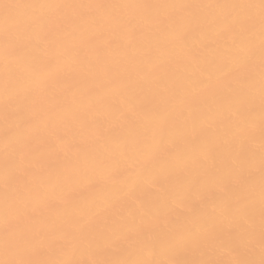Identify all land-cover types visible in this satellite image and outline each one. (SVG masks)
I'll list each match as a JSON object with an SVG mask.
<instances>
[{
  "label": "bare ground",
  "instance_id": "bare-ground-1",
  "mask_svg": "<svg viewBox=\"0 0 264 264\" xmlns=\"http://www.w3.org/2000/svg\"><path fill=\"white\" fill-rule=\"evenodd\" d=\"M21 3L68 4H205L245 3L248 0H16ZM164 10L116 9L110 20L96 18L82 23L70 38L73 48L81 44L85 54L72 49L65 52L67 41L55 27L41 31L47 42L33 55L39 57L35 65L24 58H13L10 67L15 76L10 81L14 90V109L10 119L23 118L30 140L25 167L49 178L54 187L47 193V203L41 205L35 191L29 192L32 177L19 175L9 184L28 193L36 206L34 215L16 221L18 231L28 236L29 242L39 244L40 233L55 226L50 233L56 243L42 245V258H56L63 240V229L71 216L88 208L111 202L117 191L112 185L117 177L109 176L107 169L115 157L124 151L128 163L121 164V175L137 179L138 189L133 200L122 201L98 215L90 231L111 233L118 230L124 220L116 209L123 208L127 215L136 204L151 203L159 195L153 180L161 175V167L146 169L143 160H136L137 141L145 134L158 141L163 135L166 142H175L180 159L187 162L185 183L201 178L211 182L213 174L229 155L241 145L233 143L232 132L238 120L230 117V106L237 99L235 90L240 79L249 75L247 65H235L226 73L225 63L235 61L231 46L234 33L224 27V12L217 10L212 20L202 13L199 23L190 20L171 28L154 26L151 16ZM71 15V11H69ZM168 14L177 15L173 10ZM131 20V24L128 21ZM258 28V25H257ZM88 38L79 40V32ZM257 56L251 69L255 73L258 89L259 41ZM61 53H64L61 55ZM5 61L0 58V218L4 214L6 186L4 176L5 118L4 72ZM255 115L259 118L257 94ZM196 140L215 149L207 160L199 158ZM259 128L255 136L242 147L248 154L259 158ZM135 160L134 165L132 161ZM259 183V172L255 173ZM173 193L179 188L172 187ZM195 207V205H193ZM189 213L178 214L165 220L161 228L171 225L180 228ZM3 235L0 226V236ZM228 235L227 232L221 234ZM123 248L116 246L106 253L90 257L81 251L80 258H124ZM179 259L235 260L206 243L183 251ZM258 258V247H257Z\"/></svg>",
  "mask_w": 264,
  "mask_h": 264
},
{
  "label": "snow or ice",
  "instance_id": "snow-or-ice-1",
  "mask_svg": "<svg viewBox=\"0 0 264 264\" xmlns=\"http://www.w3.org/2000/svg\"><path fill=\"white\" fill-rule=\"evenodd\" d=\"M116 9L164 10L151 16L156 27L171 28L190 20L198 24L201 14L215 20L217 10L224 12L226 31L233 32L231 46L235 50V61L225 63L226 73H232L235 65L249 66V75L240 79L235 90L237 99L230 106V117L238 120L232 132L233 143L241 145L232 152L213 174L211 182L197 178L185 183L188 164L180 159L175 142H166L162 135L158 141L145 134L136 143L135 158L143 160L146 169L160 166L161 175L153 180L159 195L151 203L136 204L127 215L123 208L116 209L124 224L111 233H93L90 226L101 212L122 201L133 200L138 189V173L121 175V164L128 158L121 151L113 164L106 170L117 179L112 185L117 189L111 202L93 206L87 211L69 217L63 229L64 243L55 249L56 258H42L44 244L55 245L50 233L55 226L40 233L39 244L29 242L28 236L16 228V221L35 214L36 206L28 193L13 188L9 196V184L13 177L31 176L29 192L35 191L39 203L46 204L47 193L54 187L49 178L37 174L32 167H25L30 140L23 125V118L10 119L14 109V90L10 81L15 76L10 67L13 58H24L35 65L39 57L33 51L41 48L48 40L41 30L55 27L67 41L65 52L72 49L76 54H85L87 48L81 44L73 48L68 38L80 28L74 20L84 23L96 18L110 20ZM173 10L177 15L168 14ZM71 11V15L69 14ZM131 24V20L128 21ZM258 25V28H257ZM79 40L88 38L86 31L79 32ZM259 41L258 89L255 73L251 69L257 56L256 40ZM64 53H61L63 55ZM0 58L5 61L4 72V118L5 153L4 176L6 186L4 214L0 218L3 235L0 236V264H264V0H248L245 3L205 4H68V3H21L16 0H0ZM259 99V118L255 115L256 99ZM259 128V158L248 154L243 145L251 140ZM197 146L199 158L207 160L214 156L215 149L209 144ZM135 160L132 161L134 165ZM259 172V183L255 173ZM179 188L178 193L171 191ZM195 205V207H193ZM189 213L180 228L171 225L161 228L162 221H171L178 214ZM227 232L228 235L221 234ZM210 243L229 255L239 256L235 260L205 259L185 260L179 255L190 248ZM122 247L124 258L100 259L80 258L81 251L90 257L106 253L113 247ZM258 247V258H257Z\"/></svg>",
  "mask_w": 264,
  "mask_h": 264
}]
</instances>
